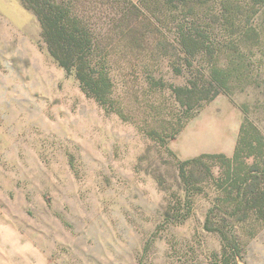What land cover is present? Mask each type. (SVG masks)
Here are the masks:
<instances>
[{
    "label": "rangeland",
    "instance_id": "obj_1",
    "mask_svg": "<svg viewBox=\"0 0 264 264\" xmlns=\"http://www.w3.org/2000/svg\"><path fill=\"white\" fill-rule=\"evenodd\" d=\"M73 1L108 105L51 56L21 0H0L2 264H264V221L215 210L207 228L226 203L221 161L188 166V185L180 169L232 159L245 123L264 136V3L232 0L227 23L218 0ZM215 65L234 73L228 89L184 107Z\"/></svg>",
    "mask_w": 264,
    "mask_h": 264
},
{
    "label": "trees",
    "instance_id": "obj_2",
    "mask_svg": "<svg viewBox=\"0 0 264 264\" xmlns=\"http://www.w3.org/2000/svg\"><path fill=\"white\" fill-rule=\"evenodd\" d=\"M25 7L31 10L38 18L42 27V36L48 46L51 56L68 73L75 72L80 81L83 90H87L99 102L109 104L108 95L111 90L109 78L105 73H98L94 68L96 63L93 59V37L90 27L85 19L78 13L73 0H21ZM189 1L181 0L180 2ZM210 1V0H209ZM222 8L223 18L227 23L233 21L228 14L234 16V11H238L241 6L232 0H218ZM257 4V0H252ZM260 1V0H258ZM174 2V0H173ZM264 3V0L260 1ZM259 4V3H258ZM150 8V6H148ZM242 8V6H241ZM238 9V10H237ZM254 13V12H251ZM255 14V13H254ZM249 19L246 21V28L242 34L248 38L252 32ZM218 18V17H217ZM233 18V17H232ZM228 25V24H227ZM234 28V23L230 24ZM257 33V29L254 30ZM234 34L235 32L232 31ZM190 36L184 35V42L188 43ZM193 38V37H192ZM200 45V43H198ZM247 47L256 46L245 43ZM198 45H194L196 48ZM188 48V47H187ZM188 50V49H187ZM206 50L212 53L211 47ZM198 52L203 48L198 46ZM192 55L196 51H189ZM230 70L220 69L215 65L212 70L211 81L208 84L211 89L206 93H199V85L194 89L184 90L186 101H183L184 107H192L196 104L195 99L200 94V99L196 104L201 108L204 103L214 100L221 94V90L228 89L229 84L234 80V73L231 76ZM205 86V85H204ZM194 100V101H193ZM192 101L194 104H192ZM191 108V109H192ZM254 125L247 127L246 123L240 130V138L235 150L234 157L228 158L223 154H204L195 159H189L180 162V169L185 185L189 184L187 167L201 163L205 159L221 161V168L225 171L224 186L226 203L216 205L212 208L207 220V228L211 231H219L211 225V215L216 211L228 217L245 221L250 217L259 218L264 221V136L256 129ZM254 158L255 164L246 165V159ZM222 232V231H221Z\"/></svg>",
    "mask_w": 264,
    "mask_h": 264
},
{
    "label": "crops",
    "instance_id": "obj_3",
    "mask_svg": "<svg viewBox=\"0 0 264 264\" xmlns=\"http://www.w3.org/2000/svg\"><path fill=\"white\" fill-rule=\"evenodd\" d=\"M2 245H0V264H2V259L4 258L5 259V257L4 256H6V251L4 250L3 252L4 253H2L1 251H2ZM3 254V255H2ZM6 260H3V263L5 262Z\"/></svg>",
    "mask_w": 264,
    "mask_h": 264
}]
</instances>
